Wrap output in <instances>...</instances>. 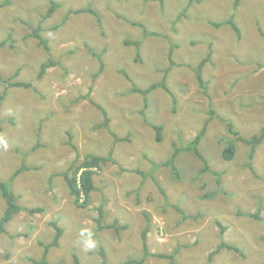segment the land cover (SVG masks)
<instances>
[{"label": "rangeland", "instance_id": "rangeland-1", "mask_svg": "<svg viewBox=\"0 0 264 264\" xmlns=\"http://www.w3.org/2000/svg\"><path fill=\"white\" fill-rule=\"evenodd\" d=\"M235 1L9 0L0 9V41L7 40L1 76L18 71L13 81L31 84L7 88L0 81V94L7 92L0 180L25 164L13 189L23 208L43 209L23 210L7 225L0 264H42L53 223L63 234L47 264H76L74 256L80 264H102V249L108 264H264V141L250 159L251 145L228 127L244 139L264 127V0H241L236 8ZM232 15L240 39L231 27L211 24ZM39 24L47 47L35 38ZM211 54L205 92L194 69ZM133 84L161 87L145 99L131 92ZM208 122L199 145L203 160L182 152L179 178L167 167L147 177L134 172H152L175 143L188 147ZM156 125L163 128L159 141ZM235 140L236 155L226 161L222 153ZM92 154L112 160L95 177L91 205L80 209L62 173ZM205 162L210 172H203ZM104 201L101 222L116 228L95 236ZM4 205L0 195V219ZM173 205L193 218L184 220ZM146 229L149 257L142 247ZM222 240L241 253L223 248L209 260ZM156 253H174V262Z\"/></svg>", "mask_w": 264, "mask_h": 264}, {"label": "trees", "instance_id": "trees-1", "mask_svg": "<svg viewBox=\"0 0 264 264\" xmlns=\"http://www.w3.org/2000/svg\"><path fill=\"white\" fill-rule=\"evenodd\" d=\"M157 1H164V0H157ZM194 1V0H193ZM5 5L9 4V0H5ZM3 2V3H4ZM241 0H236L235 1V8L237 7L238 4H240ZM191 3V0H189V5ZM5 5L0 4V9L2 7H4ZM87 12L92 13V11L90 9L87 10ZM53 13H47V16H51ZM182 15H184V13H182ZM235 15H232L230 19H227L226 21L222 22V23H216V22H212L211 24L214 27H222V26H229L231 27V29L235 32L236 36L238 39L241 38V29L240 27L235 23L234 21ZM139 26H141L142 28H144V26L142 24H139ZM42 26L39 24L38 27L36 28V32H35V38L38 40L39 44L47 47L48 45V41L43 38L42 36ZM260 35L262 37V39H264V33L260 30ZM135 44L136 46L140 45V41H136V42H132V41H126V44ZM5 44H7V40L5 41H0V47L5 46ZM264 48L259 47V51L263 54ZM93 56L97 57V53H94ZM100 58H101V54H99ZM211 56L207 55L205 58H203L202 61L199 62V64L197 65V67L194 69L195 72V76L199 82V86H201L205 92L208 89V83L207 80L204 79L203 76V71L204 68L206 66V64H208L209 61H211ZM99 58V57H98ZM53 67L56 65V63L53 62H49L48 64H43L42 65V72L40 73L39 76H43L44 74H46L47 69L50 67ZM50 66V67H49ZM103 69V64L101 65V70ZM19 75V72H16V75H14L13 78H9V79H4L1 76L0 73V81L3 85H5L7 88H16V87H20V88H30L31 84L27 83V82H22V81H13L14 78H17ZM161 85H163L162 89L166 90L167 92H169L171 95L172 93L170 92V90L168 89V86L166 85V83L164 81L160 82ZM134 85V84H133ZM157 87H161L158 84H153L151 85L149 88L147 89H141L139 87H137L136 85H134V87L131 89V92H136L139 94H142L144 96L145 99H147L148 94L150 92H152L153 90H155V88ZM7 97V92L6 90L0 94V109L2 107L3 104V100ZM175 99V98H174ZM106 115V113H105ZM107 121V122H106ZM109 120H105V122L103 123V125H108ZM210 122L206 123L205 126L203 127V129L197 134V136L191 141V144L188 147H183V146H177V144L175 143L173 145V150L171 152H169L167 154L166 157H164L162 159V161L155 166V168L153 167L152 172H150L149 174H145L143 171L139 170V169H133L134 172H136L137 174H142L144 175V177H147L146 175H153L154 171L156 170V168L158 167H167L169 169H171L173 171V173L175 175L178 176L179 178V170H178V159L181 156L180 154L182 152H193L196 156H201V160H203L202 154L199 150V145L202 142L203 137L206 134V131L208 129V125ZM155 129L157 130V138L158 141L161 140L162 138V126L161 125H156L154 126ZM228 127L230 130V133L238 136V140L240 141H245L247 142L249 145H251V152L249 154L250 159L253 158V155L255 153V150L257 149L258 146H260L263 141H264V127H262V129L260 130L259 134L254 135L253 137H251L250 139H244L242 136H240L238 131H233L232 128V124L228 123ZM3 124H2V120L0 119V141H2V135H3ZM114 135V134H113ZM116 141V140H115ZM236 140L233 143H228L222 153V158H224V160L226 161H231L234 159L235 155H236ZM180 155V156H179ZM166 158V159H165ZM110 160H112L111 157H104V156H98L95 154L92 155H87L85 156V158H83L82 160H80V158H77L76 160H74V162H72V164L70 165V167H68V169L62 173V176L64 177V180L66 182V186L69 190L70 195L73 197L74 199V204L77 206V208L80 209H86L91 205V199H92V193L95 191L96 186H95V177L97 175H99V172L102 170L103 165L108 163ZM205 161V160H204ZM205 167L203 169V172H210V168L208 166V164H206L205 162ZM27 168V166L25 164H22V166H20L18 169L15 170V172H13V174L10 176L9 179H7V181L4 180H0V195L1 197L4 199L5 201V205L6 208L4 210L3 216L0 219V234H3L6 232V227L7 225L12 222L15 217L22 212L23 210L27 211L28 213L34 214L40 211H43L42 208L39 207H35V208H23V206L20 205L19 203V196L18 194L15 193L14 189H13V181L15 180V178L17 176H19L25 169ZM133 172V171H132ZM219 174V173H218ZM158 184V182H156ZM220 183V182H219ZM204 188V187H203ZM139 190V189H137ZM220 188L218 189L217 193L219 192ZM205 198H213V194H209V195H203ZM4 205V206H5ZM106 206V202L104 201L98 209V219H97V229L95 231V236L96 234H98L100 231H103L106 228H116L115 225L113 226H107L102 224V219L104 218L105 215V208ZM175 210H177L182 218L184 220L187 219H192L193 217L191 215H187L186 212L180 208L178 205H173L172 206ZM148 215V214H146ZM217 225L220 227V232L221 235L224 234V232L226 231V228L221 224V222L219 220L216 221ZM53 227L55 228L56 234L54 236V240L52 243L50 244H43L44 245V255H43V260H42V264H47L46 260L49 254V250L52 247H56L59 244V240L63 234V229L60 228V226H57L56 224H52ZM142 247L144 250V256L149 257L151 256V252L148 249V244H147V229L143 232L142 234ZM223 248H227L230 250H234L236 252L241 253V250L239 248H237L234 245H230L228 243H226L225 241H221L220 244L216 247V249L214 251H212L208 258L209 260H212V258ZM101 256H102V264H108L107 263V257L105 254V250L102 249L101 250ZM143 256V257H144ZM155 257H157V259H169L170 261L172 260L174 262V258H175V254L171 253V254H166V253H156L154 254ZM145 257V258H146ZM75 259V263L76 264H80V262L78 261L77 257L74 256ZM136 263L141 264L142 260L137 261ZM34 264H40L38 262H34ZM124 264H132L131 261H127ZM210 264V263H209Z\"/></svg>", "mask_w": 264, "mask_h": 264}]
</instances>
